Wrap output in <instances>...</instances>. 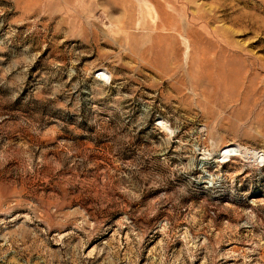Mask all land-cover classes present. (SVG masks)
<instances>
[{
  "label": "rangeland",
  "instance_id": "374dc122",
  "mask_svg": "<svg viewBox=\"0 0 264 264\" xmlns=\"http://www.w3.org/2000/svg\"><path fill=\"white\" fill-rule=\"evenodd\" d=\"M0 264H264V0H0Z\"/></svg>",
  "mask_w": 264,
  "mask_h": 264
},
{
  "label": "bare ground",
  "instance_id": "6f19581e",
  "mask_svg": "<svg viewBox=\"0 0 264 264\" xmlns=\"http://www.w3.org/2000/svg\"><path fill=\"white\" fill-rule=\"evenodd\" d=\"M232 150L234 151L235 149H230V146L227 145V147H226V151H232ZM236 152H237V151H236ZM236 155H237V154H236Z\"/></svg>",
  "mask_w": 264,
  "mask_h": 264
}]
</instances>
